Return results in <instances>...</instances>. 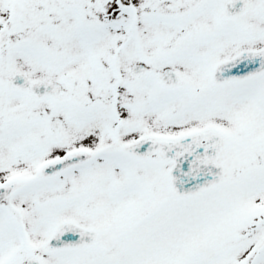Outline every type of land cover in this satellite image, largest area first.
<instances>
[{
    "label": "snow or ice",
    "instance_id": "1",
    "mask_svg": "<svg viewBox=\"0 0 264 264\" xmlns=\"http://www.w3.org/2000/svg\"><path fill=\"white\" fill-rule=\"evenodd\" d=\"M0 264H264V0H0Z\"/></svg>",
    "mask_w": 264,
    "mask_h": 264
}]
</instances>
